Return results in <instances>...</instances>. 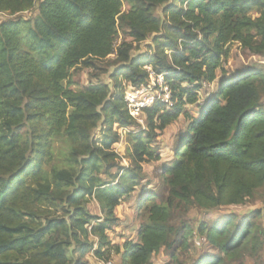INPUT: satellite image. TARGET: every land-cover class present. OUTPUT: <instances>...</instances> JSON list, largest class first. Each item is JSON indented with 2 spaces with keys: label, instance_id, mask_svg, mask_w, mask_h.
<instances>
[{
  "label": "trees",
  "instance_id": "trees-1",
  "mask_svg": "<svg viewBox=\"0 0 264 264\" xmlns=\"http://www.w3.org/2000/svg\"><path fill=\"white\" fill-rule=\"evenodd\" d=\"M172 1L0 0V264H90L88 254L154 264L161 250L179 264L174 252L193 235L220 253L187 264H225L264 246L258 211L195 232L171 222L194 208L244 206L264 187V71L227 67L232 44L264 57V0ZM111 56L113 89L100 78L73 89L78 70ZM147 67L163 75L170 99L143 111L142 128L119 80L147 86ZM211 83L194 118L186 107ZM180 117L186 128L161 167V197L143 188V165L160 161L157 138ZM122 132L127 167L113 149ZM134 193L142 222L135 239L114 244L115 210Z\"/></svg>",
  "mask_w": 264,
  "mask_h": 264
},
{
  "label": "rangeland",
  "instance_id": "rangeland-1",
  "mask_svg": "<svg viewBox=\"0 0 264 264\" xmlns=\"http://www.w3.org/2000/svg\"><path fill=\"white\" fill-rule=\"evenodd\" d=\"M182 0H173V5H179ZM161 14V8L156 11ZM31 12L24 13L23 16L30 17ZM7 18L6 16L0 15V20ZM123 40L128 41L127 38H118L116 41V46L119 45ZM150 41L142 43L139 48L140 50L133 51L134 55L143 54L148 50ZM136 47V45L134 44ZM115 57L111 56L106 63L98 65L97 69H80L74 76L75 84L73 86L74 90H81L84 86L95 83L98 78L102 79L105 83L113 89L114 83L109 79L113 69H114ZM256 64L259 65L264 71V57L257 58L254 56L244 53L237 44L231 45L230 56L228 58L227 67L233 72L241 69L245 65ZM121 87L125 91L128 89V85L123 81L119 80ZM216 85L211 83L209 85L203 86V89L199 92V100L195 106H187L186 109L190 111L192 116L197 117V109L202 106L204 100L211 96L214 92ZM264 107V96L262 99ZM138 119L142 120V124H139L142 128L146 127L144 123V117L140 116ZM186 123L182 117L177 121L170 124L165 130L160 132L157 138V145L160 153V161L143 165V171L145 173V180L142 182L143 188L147 191L157 193L161 197H165L166 189L163 184V176L161 174V167L170 163L173 159V150L176 146V142L179 136L185 131ZM114 152L119 155L118 163L121 167H127L129 161L126 159V143L124 141V134L121 133L120 141L113 146ZM137 196L136 193L132 194L130 198L122 201V203L116 208L115 216L119 219L118 225L113 227L112 231L109 233V237L112 243L119 244L121 239H135L136 231L138 225L142 222L141 212L137 211ZM88 210L94 214L98 215V207L94 201H90L87 205ZM253 211L260 212L259 217H253L254 222L264 233V187L259 189L254 197L253 202L246 204L244 206H229L216 208L212 210H199L191 209L188 213L180 216L179 218H174L171 222L177 226L185 224V226L194 231L202 222L212 223L217 221L221 217L234 214L239 217L248 215ZM262 241H264V235L261 236ZM188 249L183 250L181 248L176 249L174 254L176 261L179 264H187L190 261H194L198 256L205 254H218L220 253L217 249L210 247L207 242L202 238H196L195 235L189 237ZM166 251H161L159 257L153 259L154 264H175ZM240 256L236 259L228 260L225 259V264H264V246L259 250L257 255H252L248 251H241ZM163 256V258H162ZM87 260H90V264H94L93 258L88 254L86 256ZM92 260V261H91ZM116 264H120V258L117 255H112L110 259ZM127 264L128 258H127Z\"/></svg>",
  "mask_w": 264,
  "mask_h": 264
},
{
  "label": "built area",
  "instance_id": "built-area-1",
  "mask_svg": "<svg viewBox=\"0 0 264 264\" xmlns=\"http://www.w3.org/2000/svg\"><path fill=\"white\" fill-rule=\"evenodd\" d=\"M148 73V85L137 89H126L124 91V103L127 112L137 123L142 124L138 117L142 116L145 109L151 107L155 102L160 101L168 103L170 99V90L164 81L162 74H155L151 68H145ZM121 132V130H120ZM98 264H116L112 260L98 261Z\"/></svg>",
  "mask_w": 264,
  "mask_h": 264
},
{
  "label": "crops",
  "instance_id": "crops-1",
  "mask_svg": "<svg viewBox=\"0 0 264 264\" xmlns=\"http://www.w3.org/2000/svg\"><path fill=\"white\" fill-rule=\"evenodd\" d=\"M124 239H121V242L123 241ZM162 251V250H161ZM160 251V252H161ZM160 252H159V254L156 256V257H159V255H160ZM162 258H163V256H162ZM92 261V260H91ZM89 262H90V260H89ZM94 264H98V262L96 261V260H94Z\"/></svg>",
  "mask_w": 264,
  "mask_h": 264
}]
</instances>
